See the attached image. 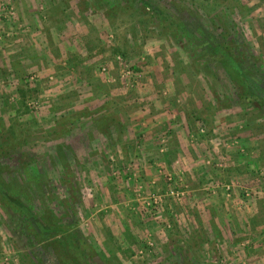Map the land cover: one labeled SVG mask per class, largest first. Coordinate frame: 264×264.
I'll return each mask as SVG.
<instances>
[{"label": "rangeland", "instance_id": "rangeland-1", "mask_svg": "<svg viewBox=\"0 0 264 264\" xmlns=\"http://www.w3.org/2000/svg\"><path fill=\"white\" fill-rule=\"evenodd\" d=\"M0 145L90 264H264V0H0ZM34 228L0 196V264H60Z\"/></svg>", "mask_w": 264, "mask_h": 264}, {"label": "trees", "instance_id": "trees-1", "mask_svg": "<svg viewBox=\"0 0 264 264\" xmlns=\"http://www.w3.org/2000/svg\"><path fill=\"white\" fill-rule=\"evenodd\" d=\"M163 19L165 20H169V25L180 30V32L182 33V31H187L188 33L186 34H182L181 37L187 38L188 40L192 41V39L194 38V36L196 34H198L197 32L193 33L194 35L192 36L191 34H189V31L186 30L187 27L184 25L183 21H173L170 20V16L168 15H163ZM196 31L200 32V29H196ZM210 37V36H209ZM212 38V37H210ZM202 45V44H201ZM217 47H222L221 49H224L222 52V57L220 56V60L224 61L222 66H224L227 70H231L230 73L234 75L235 78H237V73L238 71L240 73L243 72V70L239 67L240 66V62L237 59V57L235 55H233V52L231 51V46L229 44H226L224 42L222 43H216L215 44ZM211 52V51H210ZM220 52V53H222ZM232 52V53H231ZM219 57V56H218ZM233 70H235L233 72ZM237 72V73H236ZM230 74V75H231ZM244 74V73H243ZM245 75V74H244ZM240 76V75H239ZM231 77L233 78V76L231 75ZM234 79V78H233ZM243 81L245 82L244 84L240 83L242 85L241 92L239 93V96L245 100H247L248 102H253V101H260V97H257L253 92H251V88L248 85V82L243 79ZM0 154H4V150L2 148V145H0ZM9 188L7 186V183H2V180H0V196H1V200L4 201L5 205L9 206L14 213H16L19 217H22L24 219H26L27 222H32L34 225V229H35V234H40V236H44V232L47 231H53L55 233L61 234V238H62V247L60 248V252L63 254H65V256H63L60 252L58 253L57 257L60 260V264L61 262H64L63 264H67L65 263V260L63 259V257H66L69 261L68 264H90L88 261V255H87V249L85 246V243L81 240L78 239V231L74 230L75 227V223L71 222L69 224H67L66 226H60L57 224H50V223H44L43 221H40L37 219L36 215H34L30 208L23 202H19L18 199H15L13 194L9 192ZM37 231L39 233H37ZM56 245V244H55ZM61 245V242H59V246ZM62 258H61V257Z\"/></svg>", "mask_w": 264, "mask_h": 264}, {"label": "crops", "instance_id": "crops-1", "mask_svg": "<svg viewBox=\"0 0 264 264\" xmlns=\"http://www.w3.org/2000/svg\"><path fill=\"white\" fill-rule=\"evenodd\" d=\"M174 130V129H173ZM256 165H257V167H260V165H259V163L257 162L256 163ZM261 169H263V168H261ZM241 210V209H240ZM251 212H253L252 214L253 215H255V216H257V214H260L259 212V208H256V210L254 209V210H251ZM258 217V216H257ZM258 227H256V229H257Z\"/></svg>", "mask_w": 264, "mask_h": 264}]
</instances>
